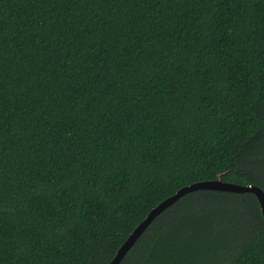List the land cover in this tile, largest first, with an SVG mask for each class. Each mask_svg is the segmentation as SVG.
I'll use <instances>...</instances> for the list:
<instances>
[{"label": "trees", "instance_id": "trees-1", "mask_svg": "<svg viewBox=\"0 0 264 264\" xmlns=\"http://www.w3.org/2000/svg\"><path fill=\"white\" fill-rule=\"evenodd\" d=\"M218 176L264 191V0H0V264H109ZM121 264H264L260 204L191 192Z\"/></svg>", "mask_w": 264, "mask_h": 264}, {"label": "water", "instance_id": "water-1", "mask_svg": "<svg viewBox=\"0 0 264 264\" xmlns=\"http://www.w3.org/2000/svg\"><path fill=\"white\" fill-rule=\"evenodd\" d=\"M199 190H212V191H220V192H229L234 194L252 193L253 195H255V197L257 198L260 204L262 215L264 218V191L261 188L253 185L240 186L233 183L224 182L222 181L221 176H218L217 179L213 181L198 182L190 186H186L181 190H179L175 195L169 197L161 204H159L157 207H155L149 213L146 219L143 222H141L137 226V228L131 233V235L128 237L125 243L119 248L115 257L112 259V261L109 264H121L123 259L126 257L127 253L133 248V246L136 244L138 239L142 236V234L147 230V228L152 224V222L159 214H161L164 210L172 206L183 196Z\"/></svg>", "mask_w": 264, "mask_h": 264}]
</instances>
